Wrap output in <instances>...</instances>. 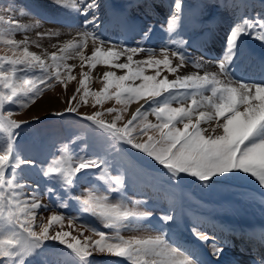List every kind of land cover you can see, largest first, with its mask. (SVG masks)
Instances as JSON below:
<instances>
[{
  "label": "snow or ice",
  "instance_id": "obj_1",
  "mask_svg": "<svg viewBox=\"0 0 264 264\" xmlns=\"http://www.w3.org/2000/svg\"><path fill=\"white\" fill-rule=\"evenodd\" d=\"M56 3L61 7H67L62 0H56ZM145 3L147 4V0ZM71 8L85 17L82 24L85 30L79 33V41L69 42L61 51L73 49L82 61L89 59L83 56L81 49L87 47L91 38L93 45H96L90 58L94 61L91 67L96 66L95 62L102 61L105 65L126 71L125 75H117L113 71L104 73L103 79L107 84L103 92L94 93L98 97L96 103H102L99 97L108 93V85L113 83L109 81V77H113L117 89L114 97L118 104L127 105L132 101L143 100L148 105L147 108L144 105L137 108L135 114L123 127H118L116 124V121L121 119L119 114L108 122L98 119L102 116L101 112L82 117L111 138V149L114 152L121 151L118 147L120 144L130 146L166 170L173 183H178L184 176H189L207 187L229 174H247L258 182L261 189H264V80L259 82L237 80L232 73L233 61L238 55L243 37L252 36L264 43V14L258 13L251 18L242 17L230 27L224 54L216 61L218 71L205 72L202 76L194 73L177 76L174 80H169L167 77L157 80L161 66L169 73H176L188 62L193 63L196 68L202 67L200 63L190 60L185 50V46L188 45L187 40L172 38V33L181 22L184 0H174L172 4L166 29L170 39L159 50L162 59L156 58V50H148L141 46L118 45L100 37L96 32L99 0H79V4L73 0ZM14 11L11 5L3 9V12L8 14ZM21 14H23L22 10ZM0 24L7 25L6 29H0V32L6 31L9 36L4 43L13 49L22 48L14 52L13 57H0V89H2L0 90V133H2L0 135V264H30L29 258L36 255L48 241L56 242L69 250L60 255L72 257L71 264H93L91 257L97 254L120 258L115 264H121V261H127L128 264H204L194 252L183 249L180 245L174 246L170 242L168 234L175 224V216L171 211L159 216L162 228L154 237L125 239L119 235L122 226L133 224L142 218H150L152 213L137 211L134 205L139 201L132 202L133 206L129 207L130 202L122 195L121 198L113 200V194L122 193L126 187V170L122 168L113 175L110 171L112 161L106 157L74 154V162L71 159L66 161L65 154L68 151L66 145L46 166L20 155L17 150L18 129L29 121L12 119L13 112L10 109L5 111V103L16 104L15 98L20 92H24L25 95L30 93L29 102H32L44 88L33 85L25 90L16 83L18 73L26 75L30 70L34 75L39 76L44 87H50L48 80H60V64L57 61L64 57H57L53 53L51 57L53 63L47 66L40 55L29 51L27 36L24 40L13 38L18 31L27 32V26L11 15L7 18L0 15ZM89 25L92 26L91 29ZM151 31L152 27L149 25L144 36L147 37ZM142 52L147 53L148 58L134 61L133 57ZM121 57H126L127 62H116ZM173 59L178 61L175 66ZM4 62L11 67L6 69ZM48 67H53L56 71L50 72ZM149 68H154L156 75H145ZM69 71H71L70 67ZM71 78L75 79L74 76ZM126 81L133 83L125 84ZM135 81L140 83L137 85ZM29 83L31 84L32 81ZM83 84L84 81L81 80V85ZM209 86L211 95L204 99L214 111L196 113V107H205V105L203 102L198 103L195 98L191 100V105L196 107L171 106L172 101H177L178 90L209 89ZM87 95L88 91L85 90L84 96ZM212 97H216L215 103L212 102ZM106 98L112 97L106 96ZM72 99H75V96ZM76 111L71 106L66 109V113ZM119 111L114 108L108 109L109 113H119ZM194 113H196L195 119ZM149 115H155L157 123L148 121ZM213 122L215 126L210 129L201 126L202 123ZM149 131L158 132V137L148 136L147 142H139L137 137L146 135ZM133 132H137V136H133ZM25 168L38 170L44 178L52 182L53 186L45 189L49 195L56 193L55 185L58 183L64 193L71 197V190L76 186L80 175H98L99 178L106 179L108 187L103 193H97L95 188H91L86 190L85 195H76L74 198L80 204L81 212L96 217L105 227L115 229V235L89 228L99 239L84 237L82 242L78 237L71 236L69 240L71 234L67 231L50 233L53 222L62 227L65 219L55 214L51 215L48 223L41 222L39 231L35 230L33 225L37 211L42 208L47 210L48 205L39 199V184L32 186L18 178V170L23 171ZM25 189L30 190L25 191ZM60 206L67 207V203L62 202ZM72 219L69 218V222ZM191 230L199 241L210 245L213 255L219 256L224 251L214 234L202 232L195 226ZM57 264H69V261L61 259ZM258 264H264V260H260Z\"/></svg>",
  "mask_w": 264,
  "mask_h": 264
},
{
  "label": "rangeland",
  "instance_id": "obj_2",
  "mask_svg": "<svg viewBox=\"0 0 264 264\" xmlns=\"http://www.w3.org/2000/svg\"><path fill=\"white\" fill-rule=\"evenodd\" d=\"M124 1L127 2L128 0H99L100 8L97 10V16L99 17L105 11L108 3L120 4L122 2L125 3ZM155 1L164 7L165 13L167 11V14L169 16L174 0ZM186 1L187 0H184V4L186 3ZM62 2L64 5H67V7L59 6L56 3V0H0V15H4L6 18L11 15L13 18L19 20L21 24L27 26V32L18 31L14 34L13 38H15L16 40H24L25 36H27V47L29 51L40 55L42 59L46 61L47 66H50L53 63L51 59L53 53H55L57 57H64V59H58L57 61V63L60 64V80H48L47 83L51 85L50 87H44V85H42L40 82L39 76L34 75L30 70L26 75L23 73H18V79L16 80V83L20 84L25 90L29 87H32L33 85L35 87L44 88L42 93L32 102H29L30 93L29 95H25L24 92H20L15 98L17 101L16 104H10L7 102L5 103V111L10 109L13 112V115L11 117L12 119H15L17 121H29V123L22 124L21 128L18 129L19 138L17 141V150L19 151L20 155L24 158L35 160L42 166H46L47 163L59 152V150H61L66 145L68 149L67 153L65 154L66 161L71 159L74 162V154L104 156L112 161V167L110 168L111 173L115 175L120 169H125L126 177L129 179V183L137 184L135 187L140 186V184L138 185L140 176H143L144 174H150L147 177V180H150V182H153L154 180L156 182L159 181L162 187L161 189L165 190L166 196L169 197L170 185L168 184V182H170L172 186H176L178 189L174 193V196L177 197L173 201L174 205L176 206V210L172 212L175 216V225L180 224V218L177 217V215L180 214L182 195L185 196L184 200L189 203L188 206L198 204L202 205L204 198L206 200L205 202L208 203L211 207L210 210L212 212V216L215 219L218 218L224 222L227 221L223 220L221 212L223 211L224 205L226 203L221 205L217 203V201L222 202L224 199H227L232 203H235L236 200H239L241 201V203L238 201L235 204H242L244 208L243 209L239 206H236L237 208H235L234 210L229 208V210L227 211L228 221L239 222L241 216H244L243 214L247 212L250 213V211L254 218L258 220H264V196H260L246 188H251L259 194L263 195L264 189H261L258 182L250 175L229 174L225 177H221L216 183L211 184L207 187L203 186L199 181H195V183L189 182V176H184L183 179H181L178 183H173L168 177L166 170L155 163L152 159L148 158L143 153L132 149L130 146L126 144H120L118 145V147L121 149V151L119 153L114 152L111 149V138L103 134L92 122L82 118L88 115H93L95 112H101L102 116L98 119H103L104 121L108 122L114 120L116 115L119 114L121 119L116 121V124L118 127H123L132 118L133 114H135L136 109L133 108L134 106L141 102L145 108H147L148 105L145 104L143 100L139 102L132 101L127 105L122 103L118 104L114 97L117 89L115 88L113 77H109V81H113V83L108 85V93L105 94V96L99 97L102 103H96L98 97H96L94 93L103 92V89L107 84V82L103 79L105 71L115 72L116 70L117 72L115 73L117 75H125L126 71L115 69L114 67H111V65H103L102 61L95 62L97 67H91L94 61H92L90 57L92 56L93 49L96 46L93 45L91 38H89L88 40L87 47L85 49H81V51L83 52V56L89 58L86 59V61H82L81 57H79L73 49H68L69 51L67 50L64 52L61 51V49L64 48V46L69 42L79 41V33L84 31V29L81 26L77 25L75 21H73L72 25L68 20L69 13H72L75 18L78 14V12L72 10L71 8L73 0H62ZM243 2H247L246 7H250L252 4L255 7L257 13L258 11H262V9L259 8V5L264 4V0H229V4L233 3V5L230 7V11H235L236 13L238 11L239 3ZM76 3L79 4V0H76ZM9 5H11L15 9V11L11 14L3 12V9ZM21 10L23 14H21ZM198 12L199 18L204 16V11L202 8H200ZM207 13L211 14L212 12L208 11L205 13V15ZM138 16L141 18H146V15L138 14ZM79 18L83 20L85 19L84 16H80ZM240 19L241 18L238 17L237 21H239ZM167 20H164L165 24H163L161 23L163 22L162 19L158 18L157 16L150 19H145L144 25H151L152 31L150 32V34L158 31L159 37L161 38L159 40L154 39L152 42L146 43L144 32L147 29L142 33H136L135 35L134 40L136 43H141V47L146 46L151 47V50H156V58L162 59L159 52L161 47L165 45L162 38L164 37L167 42L170 39L169 33L166 31ZM224 21L227 24V20ZM221 22L222 19L219 22V27L216 30H213L212 36L216 39L215 34L217 33V31H219L221 27L227 28L226 32L223 33L224 42L219 45L221 47H225L227 39L225 38V35L230 28L228 29V26L222 25ZM6 28L7 25L0 24V29ZM38 33H44L45 35L40 36L37 35ZM68 33H70L71 35L67 36ZM187 33L188 32L185 31L181 32L179 25L172 33V38L178 39L175 36L179 35L181 38L186 40L185 36L187 35ZM136 36H140V38L136 39ZM7 38H9V36L6 31L0 32V57H13L14 52L22 50V48L13 49L11 46L4 43ZM105 39L109 38L107 37ZM242 39L243 43L245 44V41H247V36L243 37ZM91 46L94 47L92 48ZM170 47L176 46L170 45ZM224 50L223 52L220 51L222 56L224 54ZM209 57L212 58L218 71V68L216 66L217 60L215 59V57H211V55ZM147 58L148 55L145 52L139 53L133 57L134 61L146 60ZM122 61L127 62L126 57H121L116 62L122 63ZM194 61L198 62L197 60ZM75 64L77 65L75 66L76 68H74ZM186 66L192 67L193 69L197 70L202 69V67L196 68L191 62L186 63L183 67ZM4 67L7 69L11 66L8 65L7 62H4ZM69 67L71 68V71H69ZM101 67L104 69L103 72L100 71ZM241 69H243V65ZM48 71L54 73L56 69L53 67H48ZM121 71H123V73ZM152 72H156L155 69L153 68L152 70V68H149L145 72V75H156V73ZM167 73V70H163V67H161L160 75L157 76V79L162 80L164 77H167ZM84 74L87 75L85 76ZM73 76L75 77V79L71 78ZM81 80L84 81L83 86L81 85ZM29 81H32V83L30 84ZM124 83L131 84L133 82L126 81ZM139 83L140 81H135V84L138 85ZM85 90L88 91V95L86 97L84 96ZM203 90L205 91L202 92ZM178 93L180 97L177 96V101L171 102L172 107H196L191 105V100L193 98H195L198 103L203 102V104L206 105L205 103H207L208 101H201L198 99V97L204 94L205 97L211 95L210 86L209 89H181L178 90ZM73 96H75V99H72ZM106 96H111L112 98L109 99L106 98ZM178 101H181L182 103ZM212 102H216V97H212ZM69 106L75 108L77 111L75 113H66V109ZM208 107L210 111H214L211 105H209ZM109 108L119 109L120 111L119 113H109ZM203 110V107H196V113ZM55 113L65 114L56 115ZM196 113H194V119L196 118ZM148 121L153 124L157 123L155 115H149ZM135 123L137 122H134V124ZM140 126L142 127L143 124H141ZM178 126L182 127V125ZM201 126L207 127L209 129L211 128L203 123ZM214 126L215 124L213 122L212 127ZM0 135H2V133H0ZM133 136H137V132H133ZM148 136L158 137V132L149 131L146 135L138 136L137 139L139 142H147ZM125 153L127 154L126 158H124ZM18 178L27 181L32 186H35V184H39V199L41 198V201L44 204L48 205L47 210L42 208L37 211L36 220L33 225L35 230L39 231V225H41V222L43 221V223H48L51 215L55 214L61 215L65 217V219L63 220L62 227L60 224L53 222L50 227V233L54 234V232L56 231H67L71 234L68 237L69 240H71V236L78 237L82 242L84 237H91L92 240L99 239V237L96 236L92 231H90L89 228H95L99 231H104L106 234L112 236L115 235V230H111L110 228L105 227L104 224L96 217L91 216L88 213L81 212L80 204L77 201L72 202L76 195L83 196L86 194V190L91 188H95L97 193H103L108 187L106 179H101L98 175H80L78 177L76 186L71 190L72 195L70 197L64 193L58 183L55 185V194L49 195L48 193H46L45 189L47 187L53 186L52 182L44 178L36 169L25 168L23 169V171L18 170ZM159 182L155 184L156 187L159 186ZM143 184L144 182L142 183V185ZM232 185H235V187ZM226 187L230 188L231 192H233L232 194L237 198L233 196L232 199L230 198L229 194H224L222 190H224V188ZM29 190L30 189H25V191ZM124 190L122 193H114L112 197L113 200L119 199V197L124 194ZM125 199L130 202L129 207H132V202L139 201V196L132 197L130 194ZM158 200L164 201L166 199L160 196ZM62 202L67 203V207H61L60 205ZM141 204L142 202L140 200V205ZM140 205L139 203H136L134 205L137 211L144 210L148 212V210L140 207ZM245 205L249 208V210ZM178 209L179 211H177ZM69 218H73L71 222H69ZM244 219L245 221L243 223L249 222V218L247 216H245ZM145 221L146 218H142L138 222L127 226H122L119 230V235L125 239H143L154 237L155 235H158L160 233L158 230H154L151 225L143 223ZM229 224L233 225V223ZM81 233L83 235H81ZM62 251L69 250L65 249L63 245L48 241L43 248L38 250V253L36 255L29 258L30 264H50V259L53 264H56L57 261L55 258H59L58 255L63 253ZM91 259L93 261V264H107L109 262V255L97 254L91 257ZM71 260L69 261V264H71ZM111 261L112 264H115V262L119 260L117 258L111 257ZM122 263L123 262L121 261V264Z\"/></svg>",
  "mask_w": 264,
  "mask_h": 264
},
{
  "label": "bare ground",
  "instance_id": "obj_3",
  "mask_svg": "<svg viewBox=\"0 0 264 264\" xmlns=\"http://www.w3.org/2000/svg\"><path fill=\"white\" fill-rule=\"evenodd\" d=\"M125 2V1H124ZM123 3V2H122ZM55 5V4H54ZM224 20H226L224 17L222 18V22H221V24L222 25H226V22L224 21ZM226 29L227 28H225V27H221V29L219 30V31H217V33L215 34V37H216V41L218 42V44L220 45L221 43H223L224 41H223V39H224V37L222 38L221 36H219V33H225L226 32ZM58 31V30H57ZM68 31V30H67ZM65 32V31H64ZM73 33V32H72ZM71 34L70 33H68L67 34V36H70ZM77 36V35H76ZM55 39H56V37H55ZM63 39V38H62ZM60 40V39H59ZM68 40V39H67ZM75 40H76V38H75ZM80 40V39H79ZM52 41V40H51ZM63 41V40H62ZM69 41V40H68ZM65 42V41H64ZM47 43H48V41H47ZM63 44V43H62ZM91 45V44H90ZM95 46V45H94ZM93 46V47H94ZM60 47H62V46H60ZM92 47V46H91ZM92 47V48H93ZM221 47V46H220ZM49 48V47H48ZM46 49V48H45ZM85 49V48H84ZM92 50V49H91ZM202 50H204V51H206V53L204 54V57H202V59H201V63H202V69H199V70H197V69H193L192 67H189V66H186V67H180L178 70H177V72L176 73H169L168 71V73L166 74V76L168 77V79L170 80V79H172V80H174L175 78H177V76H184V75H192V74H194V73H196V74H199V75H203L205 72H215V71H217V69H216V67H215V64H214V62H213V60H212V58H210L209 56L211 55V52L208 50V49H205V48H202ZM69 51V50H68ZM73 51V50H72ZM48 52V51H47ZM58 53V52H57ZM45 55V54H44ZM78 55V54H77ZM79 56V55H78ZM70 57V56H69ZM80 57V56H79ZM159 57V56H158ZM162 57V56H161ZM91 58V57H90ZM124 58V57H123ZM138 58V57H137ZM141 58V57H140ZM74 59V58H73ZM72 59V60H73ZM67 60H69V59H67ZM81 61V60H80ZM86 61V60H85ZM69 62V61H68ZM123 62V61H122ZM125 62V61H124ZM72 63H73V61H72ZM178 63V61L177 60H175V59H173V66H175L176 64ZM78 64V63H77ZM103 64V63H102ZM70 65V64H69ZM101 65V64H100ZM104 65V64H103ZM242 65H244V64H236V65H234L233 67H232V73H233V76L237 79V80H239V79H241V78H244L245 76H251V77H253V74H251L250 73V70H249V72H247V73H245V72H243V69H241L242 68ZM75 66H77L76 64L74 65V68H76ZM82 66V65H81ZM108 66V65H107ZM110 66V65H109ZM260 66L262 67V71H264V65L263 64H260ZM87 67V66H86ZM96 67H97V65H96ZM112 67V66H111ZM161 67H163V66H161ZM251 67L253 68V69H255V64L253 63L252 65H251ZM165 68H163V70H164ZM74 70V69H73ZM84 70V69H83ZM151 70V69H150ZM152 70H153V68H152ZM165 70H167V69H165ZM76 71V70H75ZM100 71H104V69L101 67L100 68ZM124 71V70H123ZM123 71H121L122 73H123ZM96 72V71H95ZM105 72H107V71H105ZM115 72H117L116 70H115ZM70 73H72V72H70ZM152 73H156V72H152ZM163 73V72H162ZM166 73V72H165ZM155 75V74H154ZM164 75V74H163ZM258 77H259V75H258ZM257 77V80H258V82L259 81H261L262 80V76H261V78H258ZM102 78V77H101ZM158 80V79H157ZM205 98V94L204 95H200L199 97H198V99L199 100H205L204 99ZM206 105H205V107H203L204 108V110L203 111H210V109H209V105L207 104V103H205ZM141 105H142V102L141 103H138L136 106H134L133 108H135V109H137V108H140L141 107ZM211 108V107H210ZM214 110V109H213ZM204 124V123H203ZM205 125H207L208 127H212L213 126V123L212 124H205ZM40 200H42L41 198H40ZM43 201H45V200H43ZM243 206V205H242ZM51 212V211H50ZM244 216H241V218L240 219H244V217L245 216H247L248 218H249V220H253V217L251 216V212L249 213V212H247V213H245V214H243ZM258 220H253V223H255V222H257ZM244 222V221H243ZM241 259H244V257H242Z\"/></svg>",
  "mask_w": 264,
  "mask_h": 264
}]
</instances>
